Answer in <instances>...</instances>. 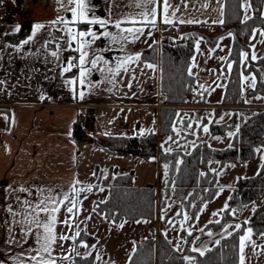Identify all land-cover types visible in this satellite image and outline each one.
<instances>
[{
  "label": "crops",
  "instance_id": "1",
  "mask_svg": "<svg viewBox=\"0 0 264 264\" xmlns=\"http://www.w3.org/2000/svg\"><path fill=\"white\" fill-rule=\"evenodd\" d=\"M16 1L17 6H14L11 0L0 2V5H7L12 10L11 16L0 17V82H2L0 83L2 101L0 106V264H36L31 259L33 256H37L38 259L40 256L45 259H55L57 264L64 261L65 256L72 259L65 242L59 239L63 230L62 221L64 216H67L63 211L66 207L62 206L60 212L56 213L57 242L53 244L49 257L39 252L41 242H38L37 238L42 235L43 229H37L35 224L30 223L32 216L29 215L31 210L27 204L30 202L34 206L43 196L49 194L57 196L58 199L65 193L71 196L73 185L78 189H86L90 185L87 182V172L79 158L80 148L90 140V134L88 135L86 129L89 126L94 128L96 125L92 123L88 111L98 114L99 108L109 106L141 108L144 113L140 118L146 121V118L150 119L153 115L156 123L154 130L150 131L158 132L159 120L156 110L159 101L160 68L157 63L147 62L141 58L140 61L129 64L127 72L121 70L120 75L115 77L108 72L93 70L81 85L78 69L63 72L67 62L74 57L78 58L79 53L66 47L67 32L63 30V25L52 24V21L57 20L58 17L70 20L71 13L67 8L71 6L67 5L66 0L65 7H61L58 0ZM87 2L91 9L90 16L95 15L110 21L106 29H101L98 25L92 26L98 34L104 30L118 34L120 30L114 26L116 21H126L131 18L139 21L142 19L141 12L146 10L137 6L138 0H87ZM169 3L173 6L169 8V18L176 23L174 27L163 26L161 6L157 4L155 5L157 22L154 26L121 24L122 28L142 27L144 35L138 40L132 42V38L129 37V41L113 44L108 38L102 37L91 46L90 56L94 51L95 54L102 55L109 61V67H115L119 60H123L128 55H140L155 38H160V42L164 35L173 39L179 38L200 22L215 24L223 20L224 0H169ZM20 4L23 7L19 8ZM153 6L147 5V9ZM181 20H193L198 23H181ZM38 23L45 25V28L36 33L29 44L21 47L23 41L32 35L34 26ZM17 26L20 31L15 30ZM74 27L82 30L88 26ZM48 41L51 43L44 47ZM56 44L61 46L59 59L50 55L51 51L57 50ZM149 63L155 65V68L146 67ZM99 67L104 65L100 64ZM68 80H76V84L69 85L66 83ZM129 84L131 88L128 87ZM80 92L84 93L83 99L79 97ZM80 116H85L81 124L85 129V138L77 143L72 139L71 131L73 122L79 120ZM142 123L148 131L146 122H138L132 123V129H126L120 134L142 135L136 132ZM91 137L93 138V135ZM92 142L98 143L95 138L90 141ZM258 148H263L262 152H258ZM255 153L254 158L239 162L244 164L246 169L250 168L247 164L259 157V162L256 163L257 169L252 172L246 170L244 176L247 173L254 174L260 168L264 147L258 146ZM155 159V164L158 165L157 157H154ZM130 169L135 172L133 167L128 168ZM76 181L80 183L76 184ZM97 182L98 179L95 183ZM95 183L92 184L93 189L98 191L100 186L95 187ZM101 187L105 189L104 186ZM41 189L44 190L43 194ZM97 200L92 201V207ZM87 212L84 214L85 226L81 232L93 238L95 257H100L99 260L95 258V261L98 264H106L109 261L108 252L99 250L98 240L108 236L107 233L111 239L115 238L117 233L113 229L116 230L121 222L125 223V221L119 222L117 226H111L98 211L95 210L93 214L90 213L91 215ZM44 215L41 214V220L44 219ZM125 224L129 228L126 235H130L128 237L131 239L126 243L129 247L133 241V245L137 241L134 235L136 231L132 229L137 221L129 220ZM119 230L120 228L118 232ZM122 240L123 238L119 239L117 243ZM131 249L128 248L125 260H128ZM87 250L88 248L83 247L81 253L84 254ZM110 262L116 263L111 260Z\"/></svg>",
  "mask_w": 264,
  "mask_h": 264
},
{
  "label": "trees",
  "instance_id": "2",
  "mask_svg": "<svg viewBox=\"0 0 264 264\" xmlns=\"http://www.w3.org/2000/svg\"><path fill=\"white\" fill-rule=\"evenodd\" d=\"M249 1L252 12L246 16L247 19L243 17L241 0H224L222 23L197 24L199 27L220 25L224 29L220 33L195 28L175 39L164 35L159 47L153 43L144 48L140 54L144 61L159 65V89L163 101L167 104L183 103L194 88L195 78L189 75V65L194 54L195 40L201 36L207 45L214 47L220 35L231 33L232 42L227 61L232 67L225 70V89L222 101L218 104L242 106L238 109H230V116L222 122H214L216 114L211 120L201 117L199 124L193 122V114L191 119L182 118L180 122L175 123L176 107L164 106L160 109L159 135L155 131H149L146 135H109L105 141L97 140L99 145L110 153L133 154L142 158L157 157L158 160L159 186L151 183L136 184L132 169L117 172L112 176L111 172L104 176L99 175L98 182L94 184L95 187H106L107 196L95 201L93 208L108 220L111 226H117L124 220L140 221L141 224L146 220L152 222L146 223L148 234L136 241L125 264H184L185 255H193L196 264H236L238 261L239 229H232L231 236L221 237L220 243L208 248L211 251L205 252L204 256L192 251L195 240L190 242L192 237H189L185 228L180 231L183 247L179 250L172 244L166 230L177 223L176 220L180 216L177 213L182 215L184 211L190 217L186 223L191 224L202 203L214 196L217 189V173L216 169L210 168L212 161H215L217 168H220L229 161L249 160L255 157L258 146H264V108L243 105L246 102L242 95L243 77L249 71H254L256 74V86L249 87L247 94L249 96L264 94L261 72V68H264V58L241 61V53L249 50L248 40L254 27L261 26L264 29V15L261 13L263 0ZM175 25L176 23L170 25L163 23V26ZM249 61H254L256 65H249L246 68L245 62ZM199 95V101L202 102L203 96L201 93ZM186 123H190L192 127L189 131H179V135L173 131L174 126L179 125L183 128ZM204 124L209 126L211 136L222 137L220 135L225 131H231L233 135L229 143L225 146H214L208 139H197L190 143L196 134L200 135ZM161 134L173 138L169 140L170 152L165 151L160 145ZM84 136V127L75 120L72 124V139L80 143ZM183 142L186 148L179 146V143ZM180 161L182 163H179ZM165 165L168 166L167 169ZM201 173L204 175L202 176ZM263 194L264 158L257 172L237 178L230 198L231 207L239 208L242 204ZM101 201L105 202L100 203ZM229 208L221 213L219 224L211 222L207 227L219 230L227 220L235 221L236 219L228 212ZM156 209L160 210L158 212L161 217L160 222H164V226L161 225L163 228L160 226L157 230L153 224ZM261 210H264V204L251 214L247 223L254 226L258 232L264 230V213L262 211L259 214ZM192 232L196 231L192 230ZM80 233L78 242L85 241L89 247L84 254L75 251L72 264H98L95 261L96 250L93 238L85 232Z\"/></svg>",
  "mask_w": 264,
  "mask_h": 264
},
{
  "label": "rangeland",
  "instance_id": "3",
  "mask_svg": "<svg viewBox=\"0 0 264 264\" xmlns=\"http://www.w3.org/2000/svg\"><path fill=\"white\" fill-rule=\"evenodd\" d=\"M11 1L13 2L14 6H17L18 2L16 0H11ZM21 7H23L22 4H20L19 8ZM241 7L243 9V17H246L251 14L252 8L249 0H241ZM261 13L264 15V0L262 4ZM195 28L208 30L209 32L212 33L213 32L220 33L221 31L224 30L222 27H220V25L203 26V27H199L198 25H195L191 27L189 30ZM261 32H264V29L261 26L254 27L248 40L249 50L242 52V53L247 52L249 54L248 58L244 59L241 55V61L244 60L248 61L249 59L253 60L251 58L253 55H255L257 59L264 58V36L260 35ZM231 39L232 36L229 35V33L220 35L214 47H210L209 45H207L205 39L201 36H199L195 40L194 54L191 58V62L189 65V69H191V72L193 73V76L195 78L194 88L192 92H190L186 96V99L183 103H174V104L165 103L163 101V96L161 95L159 89V93H158L159 101L157 102L158 107L156 110L157 111L156 116L158 117V120L160 115V109L164 106L176 107L177 113H176L175 123L180 122V119L182 118L191 119L193 114L192 120L196 124L200 123L201 117L203 118L206 117L207 120H211V117H214V115L216 114L217 115L214 117L215 118L214 122H222L226 120L228 116H230L231 113L230 109L232 108L238 109L240 106H242L238 104H228V105L218 104L222 101L223 93L225 89V78H226L225 70L228 69V64H229L227 59L231 48V42H232ZM152 42L159 47L160 38H155ZM197 42H199V50H197L196 47ZM210 49H212L213 51L210 52L209 51ZM221 57L225 59H221ZM194 63L195 66H193ZM249 65L254 66L256 64L254 61H249V62H245L244 66L247 68L249 67ZM261 72H262V78L264 80V68H261ZM253 77H255V83H256V74L254 71H249L243 77L244 86L242 88V95L246 100V102L243 105L250 107L264 108V94L258 93L253 96H249L247 94V89L251 87V82L253 80ZM199 93H201V95L203 96L202 99L203 104L200 103L201 100L199 101L200 98ZM142 113L144 112L141 108H132V107L120 108L114 106L99 108L98 114L96 112L93 113L91 111H88V115L92 119V123L96 125H94V128L89 126L86 129V131L88 135L90 134V137L93 135V138L97 140L105 141L109 135H122L120 134V132H124L126 129L127 130L132 129L133 128V126L131 125L132 123L137 124L138 122H146V127H148V131H146V128L143 126V123L140 126V128L136 131L138 134L146 135L150 130H152L155 127L156 121L153 115H151L150 119L146 118L145 121L144 119L140 118ZM207 124H204L201 127L200 135L196 134L194 138H192L190 143L194 142L197 139H208L210 140L211 144L214 146H225L227 143H229V140L231 138L229 133H231V131L228 130L225 131L223 135H220L222 137H218V135L211 136L209 132V126ZM189 125L190 123L189 124L186 123L183 128L180 127L179 125H176L174 127L176 129V132L182 130L189 131V129L192 128L189 127ZM204 127L208 128V132L203 131ZM157 130L159 131V125ZM88 141H86L84 146L80 148L81 154L79 158L81 164L84 165L83 167L87 172L86 174V176H88L87 182L90 185L96 182L99 175L104 176L111 172V176H112L118 171H126L128 170L129 167H133L135 169L134 174L136 177L134 182L136 184L151 183L159 186V184H157L159 181V177H158V165L155 164L156 159L154 160V158L152 157L145 159L139 156H135L133 154L121 155L116 153H110L102 149L101 146L98 145V143H94V142L90 143L91 139ZM160 145L162 146L163 149H168L170 147V141L167 136L161 134ZM179 146H182V148H186V144L184 142L179 143ZM260 149H261L260 152H262L263 148ZM257 162H259V157L256 158V160H252L250 164H247V166L250 168H246V169L245 166H243L244 164L239 163L238 161H229L227 164H225L220 168H217L215 161L211 162L210 168L216 169V173H217L216 192L211 199L206 200L202 203L199 211L196 213L193 219V222L189 225L187 223H184L183 226V228H185L186 231H192V230L196 231V232H192L191 235L192 238L190 239V242L192 240H195L197 237L198 238L203 237L202 240L195 247H198L200 249L212 247L215 244L214 243L215 240H219L221 237L227 235V233L224 231L225 228H227L228 232H230L232 229H236L235 225L237 224H240L241 228L239 229V232L237 234L238 261L236 264H239V237L245 234L247 228L252 229L251 240L255 241L257 245H264V237L260 235L261 233H264V230L258 232L254 226L245 224V221L247 222L249 221V217L251 216V214L260 205L264 204V194L258 198H255L247 203L242 204L239 208L231 207V199H230L237 178L239 176H244L246 170L247 172L255 171L258 167V165H256ZM110 167L112 168L109 170ZM115 168L116 170H114ZM93 173L96 174L93 175ZM246 175H248V173ZM100 188L103 187L100 186L98 191H94V189L92 188L91 192L87 191L85 194L79 193L77 197L79 201V203L77 204V207L79 209L78 212L74 210V214H69L67 213L66 208L63 207L65 208L63 209V211L66 212L67 214V216L66 215L64 216V220L67 219L70 215L72 216V219L70 225L64 223L62 224L63 230L61 231V235L73 237L75 236V233L77 231L81 232L82 228H84L85 226L83 223L84 214L88 211L87 214L91 215L90 213L93 214L96 210L91 206L92 201H94L95 199L101 200L102 198H105L107 196L106 187L104 191H100ZM221 189L223 190L221 191ZM225 204L228 205V208L230 207L228 211L230 216L234 217L236 220L235 221L227 220L226 224H224L223 227H221L219 230H215V229H211L210 227H207V224H209L210 221L215 222L217 220L219 221L221 220L222 218L221 213L223 212L221 211V209H224ZM156 210L157 212L153 224L155 229L157 230L160 228L161 225L164 226L163 224L164 222L163 221L160 222L161 217L158 214L160 210L158 209ZM262 211L264 213V210H261L259 214L262 213ZM184 213L187 214V212L184 211L182 215H180L179 218L176 220L177 223L175 224L171 223L172 226L166 230V233L170 237L172 244L175 247L179 245V249H182L183 247V237L180 236V231L181 229H183L181 228V222L183 221ZM213 213H219V215L214 216ZM124 221L125 223H128V221L126 220ZM148 222L152 223L146 220L143 222V224L137 223L136 226L135 225L132 226V229L136 231L134 235L136 236L137 240L141 239L143 236H146L148 234V231L146 230V226H147L146 223ZM125 223L121 222V224L123 225ZM109 225L111 224L109 223ZM229 225H231V227H229ZM119 228L120 230L118 232ZM161 228L163 227L161 226ZM201 229H203V231H201ZM113 230L117 233L115 238L111 239L109 237V233H107L108 236L106 235L98 240V243L100 245L99 250L101 251L106 250L108 252L107 260L109 261L106 262V264H110L111 263L110 260L116 262L113 264H117V263L122 264V262H124L125 264L127 262V260H125L127 259V255H126L127 250L128 248L131 249V246L133 245L134 241L131 245H129V247L128 245H126V243L130 242L131 240L129 239L130 237H128L130 235H126V232L129 231L128 225L125 224L122 228L118 226L116 230L115 229ZM208 232H211L212 236H208L207 235ZM77 238L75 240L73 239L63 240V242H65L66 244L65 246L67 247V250H69L68 254H70V256L71 255L73 256L75 251L82 252L83 250V246L78 242L79 240ZM122 238L123 240L117 243V241ZM185 256L192 257L193 259L191 261H186L184 259V264H196L195 257L193 255H185ZM245 256H246L245 264H264V248L262 247H257L255 250H253L251 245H249L248 247L245 248ZM63 260L64 261H61V263L72 264L71 258L63 259Z\"/></svg>",
  "mask_w": 264,
  "mask_h": 264
},
{
  "label": "snow or ice",
  "instance_id": "4",
  "mask_svg": "<svg viewBox=\"0 0 264 264\" xmlns=\"http://www.w3.org/2000/svg\"><path fill=\"white\" fill-rule=\"evenodd\" d=\"M2 2V0H0ZM58 2L61 4V7H65V0H58ZM67 5H70L71 7H68L67 10L70 11L71 13V19L67 20L64 17H58L57 20L52 21L53 25L56 24H61L63 25V30L67 32V39H66V47L72 49L74 52H78L79 56L78 58L74 57L73 60H69L67 62V65L63 68V72H71L74 68L79 70V83L83 85L85 83V79L90 76L93 72V70H97L100 72H108L110 73L113 77L120 75L121 70L127 72L128 71V65L131 63H135L137 61H140L141 57L139 54L132 56L128 55L126 58L123 60H119L115 67H109V61L105 59L102 55L95 54L93 51V54L90 56V50L91 46L97 41L100 40L102 37L103 38H108L113 44H119L121 41H129V37L132 38V42L135 40H138L140 36L144 35V31L142 27H126L122 28L121 24L122 23H131L133 25L136 24H149L154 26L157 22L156 17H157V7L155 5L159 4L160 7V15L162 16V23L164 24H172L173 20L169 18V8L173 7L170 3L169 0H138L137 6L138 7H143L146 8L145 11L141 12V20H136L135 18H131L126 21H116L114 26L115 28L119 29L118 34H113L110 31L104 30L98 34L97 31L93 29L92 26L98 25L101 29H106L108 24L110 23L109 20L107 19H100L96 17L95 15L90 16V11L91 9L89 8V4L87 0H66ZM147 5H154L150 9H147ZM175 13L173 12L172 15ZM247 19V17H246ZM181 23H198V21H193V20H188V21H180ZM222 23L223 21H219ZM75 25H86L88 27L84 29H77L74 26ZM45 28V25L43 24H36L34 26L32 35L28 37V39L23 41V45L29 44L33 37H35L36 33L40 32L41 29ZM16 31H20L19 26L16 27ZM59 30V29H58ZM231 35V33H229ZM261 36H264V32L260 33ZM51 43V41H48L44 44V47H47V44ZM73 44L76 45V47L73 48ZM197 50H199V42H197ZM56 49L55 51H51L50 55L52 57H55L59 59V52L61 50V46L59 44H56ZM210 52L213 51L212 49L209 50ZM244 59L248 58V53L244 52L241 54ZM253 60L257 59L255 55L251 57ZM221 59H225L221 57ZM76 61V62H73ZM100 64H103L104 67H99ZM195 66V63L193 64ZM148 68H155V65L149 63L146 65ZM232 65L228 64V68L231 69ZM189 75H193L191 72V69H189ZM111 82V81H110ZM2 83V82H0ZM69 85H74L76 84V80H68L66 81ZM115 86V85H113ZM255 77H253V80L251 82V87L255 88ZM129 88H131V84L128 85ZM203 87V86H201ZM79 97L83 99L84 93L80 92ZM43 99V97H41ZM191 125H189L190 127ZM173 131H176L175 127L173 128ZM204 132H208V128L204 127L203 128ZM177 135H179V132H176ZM229 135H233V133H229ZM169 140H172V137L168 138ZM165 151L170 152L171 149H165ZM257 151H261V149H257ZM264 158V157H262ZM179 163H182L180 161ZM167 165H165V169H167ZM95 175V173H93ZM203 176L204 173H201ZM79 181H76V184H79ZM93 186L88 185L87 188H76L75 185L72 187V195L69 196V194L65 193L61 198H57V196L49 194L43 196L42 199L39 200L38 203H36L34 206L29 202L27 204V207L31 210L29 212V215L32 216V219L30 223L35 224L37 229H43V233L41 236H38V242H41V248L39 252H42L44 254H47L49 257H51V252H52V246L57 242V236L55 234V225L57 222V216L56 213L60 212L61 207L64 206L66 207V211L69 214H74V210L76 212L79 211L77 204L79 203L77 197L80 192L83 191H92ZM21 191H26L25 189H20ZM223 189H221L222 191ZM100 191H104L103 188H100ZM44 190L41 189V193L43 194ZM49 193H51V190H49ZM67 202V203H66ZM105 201H101L100 203H104ZM169 207H171L169 205ZM206 207V205H205ZM228 208V205L225 204L224 209H221V211H224ZM95 210V209H93ZM234 211V210H233ZM41 214L44 215V219L41 220ZM177 215H181V213H177ZM214 216L219 215V213H213ZM72 216L70 215L67 219L62 221L64 224L70 225ZM190 217L184 213L183 214V221L181 222V228H183L184 223H186ZM212 221H210L211 223ZM137 223H140V221H137ZM215 223L219 224L220 221L217 220ZM248 222L245 221V224ZM123 224H120L119 227H123ZM231 227V225H229ZM236 229H240L241 225L237 224L235 225ZM203 231V229H201ZM224 231L227 233L228 236H231L232 233L228 232V229L225 228ZM81 233L77 231L75 233V236L73 237H68V236H63L61 235L59 237L60 240H68V239H73L75 240L77 237H79ZM188 235L191 236L192 233L191 231H188ZM208 236H212L211 232L207 233ZM262 237H264V233L260 234ZM252 236V229L247 228L246 232L244 235H241L239 237V264H245L246 256H245V248L251 245L252 249L255 250L257 247H262L264 248V245H257L255 241L251 240ZM197 239H199L197 237ZM214 243L219 244V240H215ZM83 247L87 248L89 245L87 244H82ZM177 250H179V245H177ZM193 252H198L200 256H204L205 252L211 251V249L205 248V249H200L198 247L192 248ZM39 252L37 255H39ZM91 255V253H89ZM97 260L100 259L99 256L95 257ZM33 261L36 262V264H56L55 259H45L43 256H40L39 259L37 256L31 257ZM64 259H68L67 256L64 257ZM184 259L186 261H191L193 258L189 256H185Z\"/></svg>",
  "mask_w": 264,
  "mask_h": 264
},
{
  "label": "built area",
  "instance_id": "5",
  "mask_svg": "<svg viewBox=\"0 0 264 264\" xmlns=\"http://www.w3.org/2000/svg\"><path fill=\"white\" fill-rule=\"evenodd\" d=\"M12 15V10L7 5H0V17L5 18ZM2 103L1 97H0V104ZM80 121L84 122L83 116L80 117Z\"/></svg>",
  "mask_w": 264,
  "mask_h": 264
},
{
  "label": "water",
  "instance_id": "6",
  "mask_svg": "<svg viewBox=\"0 0 264 264\" xmlns=\"http://www.w3.org/2000/svg\"><path fill=\"white\" fill-rule=\"evenodd\" d=\"M203 237H199V239H196L194 241V245L196 246L201 240H202Z\"/></svg>",
  "mask_w": 264,
  "mask_h": 264
}]
</instances>
